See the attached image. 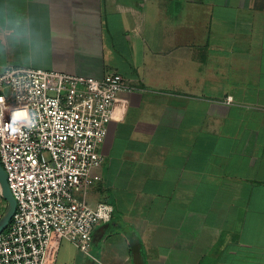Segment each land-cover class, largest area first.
Wrapping results in <instances>:
<instances>
[{
    "label": "crops",
    "instance_id": "crops-1",
    "mask_svg": "<svg viewBox=\"0 0 264 264\" xmlns=\"http://www.w3.org/2000/svg\"><path fill=\"white\" fill-rule=\"evenodd\" d=\"M8 67L132 88L83 196L111 219L45 264H264V0H0Z\"/></svg>",
    "mask_w": 264,
    "mask_h": 264
},
{
    "label": "built area",
    "instance_id": "built-area-1",
    "mask_svg": "<svg viewBox=\"0 0 264 264\" xmlns=\"http://www.w3.org/2000/svg\"><path fill=\"white\" fill-rule=\"evenodd\" d=\"M130 89L118 73L101 79L33 68L0 73V165L15 201L0 234V264H45L52 236L90 250L94 227L111 219L112 208L91 206L83 196L100 181L105 160L98 148L117 95Z\"/></svg>",
    "mask_w": 264,
    "mask_h": 264
},
{
    "label": "water",
    "instance_id": "water-1",
    "mask_svg": "<svg viewBox=\"0 0 264 264\" xmlns=\"http://www.w3.org/2000/svg\"><path fill=\"white\" fill-rule=\"evenodd\" d=\"M0 199L5 203L4 210L0 215V234L8 227L15 211V201L7 185L6 175L0 165Z\"/></svg>",
    "mask_w": 264,
    "mask_h": 264
},
{
    "label": "clouds",
    "instance_id": "clouds-1",
    "mask_svg": "<svg viewBox=\"0 0 264 264\" xmlns=\"http://www.w3.org/2000/svg\"><path fill=\"white\" fill-rule=\"evenodd\" d=\"M10 24H11V22H10ZM19 29H20V25H19L18 21L15 22L14 24H11V30H12L13 33L18 35L19 34V32H18Z\"/></svg>",
    "mask_w": 264,
    "mask_h": 264
},
{
    "label": "rangeland",
    "instance_id": "rangeland-1",
    "mask_svg": "<svg viewBox=\"0 0 264 264\" xmlns=\"http://www.w3.org/2000/svg\"><path fill=\"white\" fill-rule=\"evenodd\" d=\"M78 197H81V195H78Z\"/></svg>",
    "mask_w": 264,
    "mask_h": 264
}]
</instances>
